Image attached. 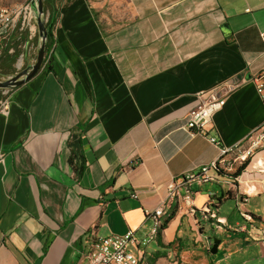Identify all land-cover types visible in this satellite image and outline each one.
<instances>
[{
  "label": "crops",
  "instance_id": "obj_1",
  "mask_svg": "<svg viewBox=\"0 0 264 264\" xmlns=\"http://www.w3.org/2000/svg\"><path fill=\"white\" fill-rule=\"evenodd\" d=\"M107 1L56 0L51 68L2 97L0 264H86L95 237H143L166 203L174 217L133 248L141 264H264V217L235 228L244 223L237 187L195 183L194 213L167 198L174 178L219 158L211 137L233 146L264 123L252 80L264 70V0H126L101 14ZM39 45L19 26L0 29V78L16 73L4 61L15 53L34 64ZM229 82L206 133L192 134L198 93ZM253 198H264L263 184ZM210 236L221 240L216 254Z\"/></svg>",
  "mask_w": 264,
  "mask_h": 264
},
{
  "label": "built area",
  "instance_id": "obj_2",
  "mask_svg": "<svg viewBox=\"0 0 264 264\" xmlns=\"http://www.w3.org/2000/svg\"><path fill=\"white\" fill-rule=\"evenodd\" d=\"M36 19L31 0L0 5V29L7 33L14 32L19 26L20 30L28 32L29 37H39ZM14 50V48H11V52H14ZM53 52V47L45 52L42 65L47 66L50 64ZM23 64L21 56L18 58L17 70L22 69ZM252 80L264 102V70L254 75ZM236 85L234 82H229L224 87L217 86L198 93V102L187 114L186 126L192 134L206 133L207 125L212 122L213 114L221 108L224 97ZM1 90L6 96L10 89ZM4 98L0 100V106L3 110L8 107L7 99ZM210 140L221 147L219 158L197 170L174 178L167 186V198L173 202H183L190 208V213H194L196 211L193 206L195 196L193 185L195 183L218 182L235 186L238 188L239 194L237 196V207L244 220L243 224L239 223L235 228L242 231L247 230L248 223H254L255 215L246 209V204L259 185H264V157H256L257 152L264 149V123L233 146H222L220 140L215 137H211ZM245 162L248 163L239 174H236ZM131 196L138 197V191H134ZM166 204L160 205L150 213L152 223L143 237H138L132 229L125 234L95 237L86 253V264H141L140 256L133 248L139 249L146 246L158 237L166 216ZM201 212L207 220L214 224L215 229L221 228L223 221L218 211L211 204H206ZM260 234L264 242V230ZM204 240L205 248L210 251L212 238L205 237Z\"/></svg>",
  "mask_w": 264,
  "mask_h": 264
},
{
  "label": "water",
  "instance_id": "obj_3",
  "mask_svg": "<svg viewBox=\"0 0 264 264\" xmlns=\"http://www.w3.org/2000/svg\"><path fill=\"white\" fill-rule=\"evenodd\" d=\"M31 4L36 13V22L40 38V45L36 61L34 62V64H31L25 67L23 70L18 71L13 76H10L6 79H0V89H12L25 83L26 81L30 80L33 76H35L42 67L48 41V30L46 28V17L44 12L43 0H31ZM210 237L213 240L210 252L216 254L218 252V246L221 240L216 236Z\"/></svg>",
  "mask_w": 264,
  "mask_h": 264
},
{
  "label": "rangeland",
  "instance_id": "obj_4",
  "mask_svg": "<svg viewBox=\"0 0 264 264\" xmlns=\"http://www.w3.org/2000/svg\"><path fill=\"white\" fill-rule=\"evenodd\" d=\"M23 1H26V0H0V5H10V4H14V3L23 2ZM116 7H119V8L123 7V9L125 10L126 9L125 8L126 7V0H116V1L113 0L112 3H110V1H107V3H105V5L102 7V10H104V12L102 11L101 14H107V15L114 14ZM16 62H18V58H17ZM24 65L25 64H23L22 68H24ZM21 70L22 69H19V70H17V68L15 69V71H21ZM3 96H5V94H4V92H2V94H1V90H0V100L2 99ZM234 209H235V205L233 204V202L228 201V204L223 209V211L232 212V210H234ZM246 209L251 211L254 214H257V215L260 214V215H262V217H264V198L263 199H261V198H255L254 199L253 198V200H250L246 204ZM255 219H257V218L255 217ZM201 230H202V228H201Z\"/></svg>",
  "mask_w": 264,
  "mask_h": 264
},
{
  "label": "trees",
  "instance_id": "obj_5",
  "mask_svg": "<svg viewBox=\"0 0 264 264\" xmlns=\"http://www.w3.org/2000/svg\"><path fill=\"white\" fill-rule=\"evenodd\" d=\"M43 5H44V12H45V17H46V28L48 30V41H47V48L46 51L48 52L49 50L52 49L53 47V42H54V27H55V10H56V0H43ZM38 37V36H36ZM14 47V46H13ZM16 47V46H15ZM14 47V49H16ZM53 59V58H52ZM17 60V53L13 54V57L8 58L5 61V63H9V65ZM4 64V62H2ZM1 63V64H2ZM52 60L50 64L47 65V67L51 68ZM14 73V72H13ZM248 162H245L236 172V174H239L242 170V168L245 167V165ZM175 212L170 213L164 220L161 231L167 226L169 221L174 217ZM210 252V251H209Z\"/></svg>",
  "mask_w": 264,
  "mask_h": 264
}]
</instances>
